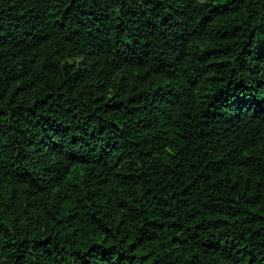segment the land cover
<instances>
[{"label": "trees", "instance_id": "1", "mask_svg": "<svg viewBox=\"0 0 264 264\" xmlns=\"http://www.w3.org/2000/svg\"><path fill=\"white\" fill-rule=\"evenodd\" d=\"M0 264H264V0H0Z\"/></svg>", "mask_w": 264, "mask_h": 264}]
</instances>
